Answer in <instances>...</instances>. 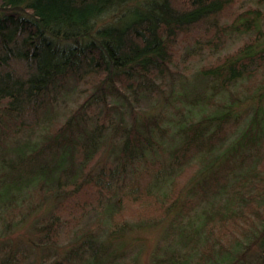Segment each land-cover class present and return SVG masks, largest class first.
I'll use <instances>...</instances> for the list:
<instances>
[{"label":"trees","instance_id":"obj_1","mask_svg":"<svg viewBox=\"0 0 264 264\" xmlns=\"http://www.w3.org/2000/svg\"><path fill=\"white\" fill-rule=\"evenodd\" d=\"M244 1L0 0V264H133L120 235L165 219L153 264H264V0ZM161 93L170 117L140 105Z\"/></svg>","mask_w":264,"mask_h":264},{"label":"rangeland","instance_id":"obj_2","mask_svg":"<svg viewBox=\"0 0 264 264\" xmlns=\"http://www.w3.org/2000/svg\"><path fill=\"white\" fill-rule=\"evenodd\" d=\"M245 5H256V1L255 0H245L244 1ZM245 33H240V34H233V36L231 37L230 43H229V50L232 49L233 46L237 45L241 40L242 37H244ZM186 51V50H185ZM191 52V55H187L184 54L183 55V61L186 62V64L188 65L187 69H190L191 72L189 73V75H185L187 77V79L189 78L188 81H191V85H193L195 78H192V76H194V73L199 71V66L201 64H204L207 61V57L209 56V52L206 56L207 50L204 49L203 53L200 55V57H202L201 59L199 57H195L194 55L196 54L197 51L194 50H189ZM228 52V48L225 49L223 52H221L220 55L225 54ZM218 52H216L215 54H217ZM181 65H178V67H180ZM183 75V74H181ZM178 75L177 77V85L181 84V80H184V76ZM191 85H189L191 88ZM170 90V87L168 86V89ZM173 96H171L172 99ZM249 97H246L244 94L242 96V102H239L235 107H238V113H240L243 109H245V107H251V106H255L256 105V101L255 100H248ZM159 99L160 101L157 102V100L154 101H150V104H147L145 102L140 103L142 109L149 107V111H167L169 117L171 115H173V113H176L177 111L173 108L174 105L172 104H167L165 102V98L163 96V94L161 93L159 95ZM72 100L73 98L71 96H68L66 98V101L64 103H62L59 107H57L56 109V114L59 115L62 111L68 109H72L73 107H67L70 106L72 104ZM185 101V100H184ZM186 105V104H185ZM207 107V106H206ZM148 109V108H146ZM49 123V121H43L40 126L34 131L35 134L42 132L43 127H45L47 124ZM37 138V136H36ZM108 152H106L105 154H107ZM106 158L110 159V153L108 154V156L106 155L101 161H105ZM111 158L114 159V157L111 155ZM157 183V182H156ZM156 188L157 187H161L159 190L160 191H167V187L164 186L162 183H158L155 184ZM93 212L91 213V216L96 215V213H98V211L100 209L98 208H93ZM169 225V220L166 221V219L163 221V223L160 225L155 224V225H145L140 227L139 229H134L133 231L130 230H126L125 233L123 235H120L119 239L124 241L122 246V251L124 252V254L119 255V257H121V259H128V260H132L133 264H153V251L155 249V247L157 246V244L159 243L161 237L160 235L162 234V226H164V230H166L168 228ZM21 229V228H20ZM13 233V235H12ZM22 233H25V230L21 229L19 231H14V229H12L11 231H9L7 233V235L12 239V237H18V239H20L19 237H22L24 235H22ZM59 240L61 241L60 244L66 246L68 243V240L66 238V232L62 231L60 232L59 235ZM170 240H172L170 242ZM22 242V246L24 247V244H26L25 242ZM116 242V241H115ZM167 243L169 245H177V242L175 240H173V237H170V239L167 241ZM61 247V246H60ZM35 258V257H34Z\"/></svg>","mask_w":264,"mask_h":264}]
</instances>
